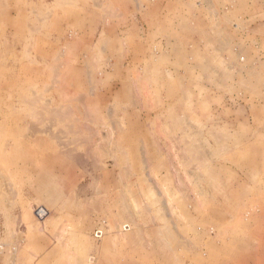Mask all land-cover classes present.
Masks as SVG:
<instances>
[{
  "label": "rangeland",
  "instance_id": "374dc122",
  "mask_svg": "<svg viewBox=\"0 0 264 264\" xmlns=\"http://www.w3.org/2000/svg\"><path fill=\"white\" fill-rule=\"evenodd\" d=\"M0 80V264H264V0H0Z\"/></svg>",
  "mask_w": 264,
  "mask_h": 264
},
{
  "label": "bare ground",
  "instance_id": "6f19581e",
  "mask_svg": "<svg viewBox=\"0 0 264 264\" xmlns=\"http://www.w3.org/2000/svg\"><path fill=\"white\" fill-rule=\"evenodd\" d=\"M28 47V46H27ZM29 50V49H28ZM60 53V52H59ZM55 60H56V58H55ZM43 61V60H42ZM54 61V60H53ZM146 62V61H145ZM145 64V63H144ZM58 66V65H57ZM61 67V66H60ZM56 70H57V68H56ZM55 70V71H56ZM53 72V71H52ZM58 73V72H57ZM55 74V73H54ZM53 74V75H54ZM55 77V76H54ZM53 77V78H54ZM2 79V78H1ZM1 81V80H0ZM3 81V80H2ZM7 83V82H6ZM81 97V96H80ZM80 97H78L79 99H81ZM21 98H23V97H21ZM34 98H38V97H34ZM133 98V97H132ZM83 99V98H82ZM22 100V99H21ZM23 100H24V102H25V98H23ZM22 100V101H23ZM28 101L26 102L27 103V107H28V105H29V108H30V106L33 104V102H34V100H32V101H29V100H31L30 98L29 99H27ZM47 101V100H46ZM78 101V100H77ZM6 102H7V100H6ZM23 102V103H24ZM76 102V101H75ZM35 103V102H34ZM65 103V102H64ZM81 103V102H80ZM7 104V103H6ZM35 105V104H34ZM43 105V104H42ZM41 105V106H42ZM33 106V105H32ZM31 106V107H32ZM45 107H46V105H45ZM83 107H84V105H83ZM31 109V108H30ZM33 109V108H32ZM44 109V108H43ZM49 109V108H48ZM45 110V109H44ZM44 110H36V109H33V110H31L32 111V114L30 113V115L37 121V122H42L43 123V119L41 118V116H42V112L44 111ZM49 110H51V109H49ZM65 110V109H64ZM46 112V111H45ZM66 111H64V113H65ZM71 112V111H70ZM50 113H52V115H50V117L51 116H53V117H55V118H60V117H62L61 116V112L59 111V109H53V110H51L50 111ZM63 113V112H62ZM63 113V114H64ZM71 114V113H70ZM48 115V114H47ZM66 115V114H65ZM48 117V116H47ZM65 117V116H64ZM52 118V117H51ZM45 119H47V118H45ZM63 120V119H62ZM74 120V119H73ZM99 122V121H98ZM178 122V121H177ZM34 123H36V122H34ZM54 123V122H53ZM35 125V124H34ZM32 126V125H31ZM55 126V125H54ZM33 127H35V126H33ZM50 127V126H49ZM11 128L13 129V131H17V128H18V124L17 123H14V125H11ZM31 128V127H30ZM34 128H32L31 130H33ZM44 129V128H43ZM45 129H47V128H45ZM49 129V128H48ZM113 129V128H112ZM37 128L35 129V132H37V131H39V130H37ZM45 131V130H44ZM43 131V132H44ZM32 132H34V131H32ZM61 132V131H60ZM45 134V133H44ZM64 134V133H63ZM34 135V134H33ZM102 135H104V134H102ZM16 136L17 135H13V136H10V137H7V135L6 134H4V140L6 141V142H11L12 141V143H13V145L15 146L14 147V149H17V147L19 148V145H21L23 142L21 141V138L20 137H18V138H16ZM21 137H23V136H21ZM24 137H25V135H24ZM55 138V137H54ZM104 138H105V135H104ZM26 139V138H25ZM34 139H36V138H34ZM56 139V138H55ZM57 142H58V140H57ZM66 142V141H65ZM74 142V141H73ZM66 144V143H65ZM75 150V149H74ZM63 152V151H62ZM61 152V153H62ZM66 152V151H65ZM71 153V152H70ZM1 154V153H0ZM124 154V153H123ZM68 155H70V154H68ZM72 155V154H71ZM125 156V155H124ZM71 157V156H70ZM73 157V156H72ZM113 158V157H112ZM81 164V163H80ZM116 164V163H115ZM123 176V175H122ZM2 177V176H1ZM13 193V192H12ZM10 205V204H9ZM6 207V206H5ZM146 208V207H145ZM41 212V211H40ZM129 212V211H128ZM131 212V211H130ZM129 212V213H130ZM127 215V214H126ZM9 217V216H8ZM127 217H128V215H127ZM119 224V223H118ZM117 228V227H116ZM124 228H127V225L126 226H124ZM137 228V227H136ZM168 230V228H166V231ZM167 233V232H166ZM98 234V233H97ZM57 235V234H56ZM54 238V237H53ZM59 239H60V237H59ZM62 242V241H61ZM62 244V243H61ZM195 259V258H194ZM196 263H197V261H196ZM198 263H201V262H198Z\"/></svg>",
  "mask_w": 264,
  "mask_h": 264
},
{
  "label": "water",
  "instance_id": "95a60500",
  "mask_svg": "<svg viewBox=\"0 0 264 264\" xmlns=\"http://www.w3.org/2000/svg\"><path fill=\"white\" fill-rule=\"evenodd\" d=\"M102 138H104V135H102ZM37 217L40 219V220H42L45 216H46V212L45 211H43V210H41V212H40V210H38L37 212Z\"/></svg>",
  "mask_w": 264,
  "mask_h": 264
},
{
  "label": "crops",
  "instance_id": "0c3cea01",
  "mask_svg": "<svg viewBox=\"0 0 264 264\" xmlns=\"http://www.w3.org/2000/svg\"><path fill=\"white\" fill-rule=\"evenodd\" d=\"M217 42H218V39H217Z\"/></svg>",
  "mask_w": 264,
  "mask_h": 264
}]
</instances>
